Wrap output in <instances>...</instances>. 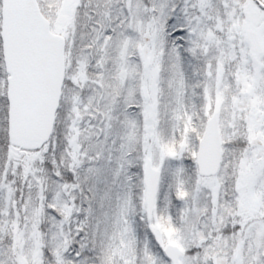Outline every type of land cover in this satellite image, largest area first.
I'll use <instances>...</instances> for the list:
<instances>
[{"label": "snow or ice", "instance_id": "snow-or-ice-1", "mask_svg": "<svg viewBox=\"0 0 264 264\" xmlns=\"http://www.w3.org/2000/svg\"><path fill=\"white\" fill-rule=\"evenodd\" d=\"M0 264H264V0H0Z\"/></svg>", "mask_w": 264, "mask_h": 264}]
</instances>
